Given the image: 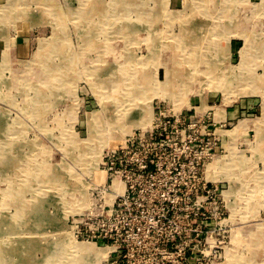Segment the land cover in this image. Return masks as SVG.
Returning a JSON list of instances; mask_svg holds the SVG:
<instances>
[{
    "label": "rangeland",
    "instance_id": "rangeland-1",
    "mask_svg": "<svg viewBox=\"0 0 264 264\" xmlns=\"http://www.w3.org/2000/svg\"><path fill=\"white\" fill-rule=\"evenodd\" d=\"M121 1L129 16L109 28L99 11L111 0H0V264H68L58 253L71 239L105 249L77 238L72 219L108 210L116 195L104 157L150 127L158 104L218 111V127L238 109L219 129L225 149L202 170L221 177L201 215L203 263L264 264V0H134L154 21ZM234 150L240 161L229 165Z\"/></svg>",
    "mask_w": 264,
    "mask_h": 264
},
{
    "label": "built area",
    "instance_id": "built-area-1",
    "mask_svg": "<svg viewBox=\"0 0 264 264\" xmlns=\"http://www.w3.org/2000/svg\"><path fill=\"white\" fill-rule=\"evenodd\" d=\"M216 119L213 110L189 116L158 104L150 127L107 151L103 163L124 192L111 189L108 210L73 218L75 236L107 249L104 264H204L201 215L206 200L214 196L215 205L219 196L202 170L225 149L219 129L229 126Z\"/></svg>",
    "mask_w": 264,
    "mask_h": 264
},
{
    "label": "bare ground",
    "instance_id": "bare-ground-1",
    "mask_svg": "<svg viewBox=\"0 0 264 264\" xmlns=\"http://www.w3.org/2000/svg\"><path fill=\"white\" fill-rule=\"evenodd\" d=\"M154 1V0H153ZM164 1V0H163ZM161 2V1H160ZM6 3H8V2H6ZM121 3H122V1L121 0H111V3L110 4H108L107 6L108 7H106V12L107 13H105L104 11H102V9H100V13L99 14H101L100 15V18L101 17H104L105 15L107 16L106 18H107V20L109 21V23H102L101 22V25H104V26H106V24H108L107 26L110 28V27H114V23H110V22H112V21H118V19L119 18H123V12H125L126 11V13L124 14V16H126V17H128L129 16V9H127V10H122V5H121ZM125 4H126V1L124 2ZM127 3H128V6H133L134 8V13H137V11L138 12H142V13H144V15H143V17H145V18H151V19H153V21H154V19H155V17L156 16H151L149 13H148V11L149 10H146V9H148L149 8V5H146V3L145 4H142L143 3V1L142 2H135L134 0H131L130 2L129 1H127ZM141 3V4H140ZM159 3V2H158ZM164 3V2H163ZM13 4V3H12ZM15 5V4H14ZM46 5V4H45ZM18 6H19V4H18ZM256 6H257V4H256ZM255 6V7H256ZM10 7V6H9ZM25 7V6H24ZM14 8V7H13ZM156 8V7H155ZM1 9V8H0ZM53 9V8H52ZM152 9V8H151ZM4 10V9H3ZM3 10L1 11V12H3ZM10 10V9H9ZM17 10V9H16ZM49 10H50V8H49ZM48 10V11H49ZM15 11V10H14ZM13 11V12H14ZM55 11V10H54ZM27 12V11H26ZM103 14V15H102ZM159 15H161V12H160V14ZM178 16H172V19L170 20L171 22H172V24H174V22H175V20L177 19V18H180L181 17V14H177ZM6 16V15H5ZM9 16V15H8ZM3 18V17H2ZM173 20V21H172ZM145 21V20H144ZM1 22H3V21H1ZM143 22V21H142ZM185 22V21H184ZM176 23V22H175ZM8 24V23H7ZM17 24H18V22H17ZM112 24V25H111ZM126 23H123V24H119V25H125ZM130 24L131 23H127V25L130 27ZM171 24V25H172ZM118 25V26H119ZM102 27V26H101ZM100 27V28H101ZM21 28V27H20ZM19 28V29H20ZM103 28V27H102ZM124 28V27H123ZM19 31V30H18ZM21 31V30H20ZM112 31H113V28H112ZM247 35V34H246ZM136 36V35H135ZM182 36V35H181ZM248 36V35H247ZM184 38V37H183ZM49 39V38H48ZM110 36L105 40V44H109L110 45V42H111V40L112 39H110ZM178 39V38H177ZM185 39V38H184ZM183 39V40H184ZM247 39H249V38H247ZM47 40V39H46ZM50 40V39H49ZM109 40V41H108ZM150 41H151V39H150ZM199 41H201V39H199ZM43 42V41H42ZM48 42V41H47ZM46 42V43H47ZM155 42V41H154ZM179 42H181V43H183V41H182V39H181V41H179ZM198 42V41H197ZM149 43V42H148ZM150 43H152V42H150ZM180 43V44H181ZM153 44V43H152ZM155 44V43H154ZM150 45V44H149ZM162 46H165V45H162V43H161V45H153L152 46V48H153V50H155V52H153L155 55L159 52H157V50L156 49H160V48H162ZM194 46H195V44H194ZM44 47V46H43ZM245 47V46H244ZM40 47L38 46V49H39ZM106 48V47H105ZM167 48V47H166ZM170 48V47H169ZM248 48V47H247ZM41 49V48H40ZM43 49V48H42ZM48 49H49V47H48ZM98 49H101V47H99ZM107 49H109V46L106 48V49H104V50H107ZM42 51V50H41ZM43 52V51H42ZM48 52V51H47ZM47 52H45L46 54H47ZM193 52V51H192ZM197 52V51H196ZM196 52H193V53H196ZM243 52H245V51H243ZM44 53V52H43ZM42 53V54H43ZM44 53V54H45ZM6 54V53H5ZM246 54V53H245ZM40 56V55H39ZM44 56V55H43ZM244 57V56H243ZM5 58V57H4ZM7 58V57H6ZM43 58V57H42ZM44 59V58H43ZM248 59V58H247ZM42 61V60H41ZM185 61V60H184ZM183 61V62H184ZM243 61V60H242ZM186 62V61H185ZM245 62V61H244ZM69 63H71V62H69ZM94 63H95V61H94ZM146 63V62H145ZM68 64V63H67ZM69 65V64H68ZM167 65V64H166ZM245 65V64H244ZM28 66V65H27ZM70 66V65H69ZM32 67V66H31ZM70 67H72V66H70ZM165 67V66H164ZM53 68V67H52ZM61 68V67H60ZM66 68V67H65ZM58 69V68H57ZM50 70V69H49ZM63 70V69H62ZM47 71V70H46ZM71 71H73V70H71ZM170 71V70H169ZM29 72V71H28ZM67 72V71H66ZM172 72V71H171ZM69 72H67L66 73V76L67 77H69V74H68ZM49 74H51V78H52V80L53 79H57V78H59V76H57V75H59V74H57V70H55L54 68L53 69H51L50 71H49ZM62 74V73H61ZM13 75H15V74H13ZM47 75V74H46ZM50 76V75H49ZM15 77V76H14ZM48 77V76H47ZM64 77V76H63ZM38 78L40 79V77L38 76ZM62 78V77H61ZM153 78V77H152ZM20 79H22V78H20ZM48 79V78H47ZM63 79V78H62ZM61 79V80H62ZM155 79V78H154ZM154 79H152V80H154ZM51 80V81H52ZM61 80H59V81H61ZM169 80V79H168ZM27 81V80H26ZM32 81V80H31ZM42 81V80H41ZM48 81V80H47ZM155 81V80H154ZM164 81V80H163ZM172 81V80H171ZM22 82V81H21ZM30 82V81H29ZM34 82V81H33ZM45 83V82H44ZM213 83V82H212ZM31 84V83H30ZM153 84V83H152ZM155 84H156V82H155ZM219 84V83H218ZM163 85V84H162ZM221 85V84H220ZM46 86V85H45ZM208 86V85H207ZM219 86V85H218ZM224 86V85H223ZM50 87V86H49ZM58 87H59V85H58ZM164 87H165V85H164ZM26 88V87H25ZM48 88V87H47ZM221 88V87H220ZM219 88V89H220ZM223 88V87H222ZM58 89V88H57ZM71 89V88H70ZM69 89V90H70ZM226 89V88H225ZM224 89V90H225ZM168 90V89H167ZM166 90V91H167ZM226 91V90H225ZM177 92V91H176ZM45 94V93H44ZM166 94V93H165ZM170 94V93H169ZM46 95V94H45ZM159 95H160V93H159ZM158 96V95H157ZM161 96V95H160ZM44 97V96H43ZM44 99V98H43ZM38 101V100H37ZM40 103V102H39ZM38 104V103H37ZM134 105V104H133ZM122 109V108H121ZM120 109V110H121ZM72 110V109H71ZM111 110V109H110ZM151 110H152V107H151V105L149 104L148 105V107L147 108H145L144 110H142L141 109V113H140V121H139V125H142L143 127H147L148 125V123H149V121L151 120V118H152V112H151ZM118 111H119V108H118ZM115 113V112H114ZM77 112H76V116H77ZM113 114V113H112ZM121 114V113H120ZM119 114V115H120ZM125 114H126V111L122 114L123 115V117L125 116ZM71 115V114H70ZM97 115V114H96ZM101 117V116H100ZM99 117V118H100ZM122 117V116H121ZM120 118V117H119ZM6 119V118H5ZM101 119V118H100ZM110 120V119H109ZM119 120V119H118ZM89 121V120H88ZM113 121H115V120H113ZM7 126V125H6ZM64 126V125H63ZM71 127V126H70ZM122 127H124V126H122ZM12 128V127H11ZM14 128H16V127H14ZM70 129V128H69ZM67 130V129H66ZM110 130V129H109ZM100 131V130H99ZM125 131V130H124ZM12 133V132H11ZM96 133V132H95ZM94 133V134H95ZM130 134H131V131L129 132ZM233 133H236L235 131H233ZM69 134V133H68ZM109 135V134H108ZM111 135V134H110ZM123 135V134H122ZM68 136V135H67ZM106 136V135H105ZM75 138V137H74ZM95 138V137H94ZM100 138H101V136H100ZM90 140V139H89ZM92 140V139H91ZM94 141V140H93ZM104 141V140H103ZM89 142V141H88ZM121 143L120 144H123V145H125V143H124V141L122 140V141H120ZM14 145V144H13ZM118 144H116V145H114V146H112V150H115L116 149V146H117ZM7 146V145H6ZM92 146V145H91ZM102 147V146H101ZM95 148V147H94ZM97 148V147H96ZM101 149V148H100ZM11 150V149H10ZM102 150V149H101ZM7 153V152H6ZM95 154H96V152H94ZM94 154V155H95ZM85 155H86V153H85ZM93 154H92V156H94ZM97 155V154H96ZM95 155V156H96ZM231 156L229 157V165L230 164H232V163H235V162H238V161H240V155H239V153L237 152V151H232L231 152V154H230ZM80 156V155H79ZM86 156H88V155H86ZM4 157V156H3ZM11 157H12V155H11ZM77 158V157H76ZM86 158V157H85ZM94 159H95V157H94ZM84 160V159H83ZM242 160V159H241ZM244 160V159H243ZM2 161V160H1ZM85 161V160H84ZM91 161V160H90ZM95 161V160H94ZM99 161V160H98ZM78 162H79V160H78ZM93 162V161H92ZM3 163H4V161H3ZM88 163V162H87ZM6 165V164H5ZM95 165V164H94ZM0 166H2V165H0ZM91 168V167H90ZM217 167H213V166H210L209 168H208V172H207V177L206 178H208V180L209 181H212V182H214V181H217V180H219V178H221V177H218L217 175H218V172L217 173H215L213 170L214 169H216ZM220 174V173H219ZM112 188H113V192H117V193H123L124 192V189H125V185H124V183H122L120 180H118L117 178H115V179H113V182H112ZM231 191V190H230ZM229 191V192H230ZM231 193V192H230ZM232 194V193H231ZM116 194H114V196H115ZM228 195V194H227ZM44 196V195H43ZM229 196V195H228ZM42 197V196H41ZM42 200V199H41ZM40 202V201H39ZM38 202V203H39ZM43 204V203H42ZM39 207H41V206H39ZM43 207V206H42ZM43 209V208H42ZM71 210H74V213H76V212H81V206L80 207H76V205H74V207H72V209ZM26 214H27V212H26ZM29 214V213H28ZM29 216V215H28ZM20 217V216H19ZM24 218V217H23ZM9 232V231H8ZM8 242V241H7ZM83 242H78L77 240H75V239H71V241H70V243H67V247H66V249H64V251L63 252H61V253H58L61 257L62 256H65V255H68L69 257H68V264H71L72 262H74V264H82V262H84L85 263V261H89L90 260V263L91 264H104L105 262H104V258L106 257V255H107V249H103V250H101V249H99L98 251H97V249L96 248H94L93 249V246H91V245H87V244H85V243H83ZM88 243V242H87ZM12 245V244H11ZM3 246H4V244H3ZM25 246V245H24ZM8 247V246H7ZM6 247V248H7ZM61 250H63V248H60ZM15 250V249H14ZM12 252V251H11ZM9 254V257L12 255H10V253H8ZM14 254V253H13ZM230 254V253H229ZM58 255V256H59ZM6 257H8V256H6ZM11 258V257H10ZM51 258V257H50ZM85 258H86V260H85ZM92 258H94V261L92 262ZM50 260V259H49ZM52 260V259H51ZM228 261V260H227ZM13 262V261H12ZM61 262V261H60ZM59 262V263H60ZM230 263V262H229ZM228 263V264H229ZM6 264V263H5ZM221 264V263H220ZM223 264V263H222Z\"/></svg>",
    "mask_w": 264,
    "mask_h": 264
},
{
    "label": "crops",
    "instance_id": "crops-1",
    "mask_svg": "<svg viewBox=\"0 0 264 264\" xmlns=\"http://www.w3.org/2000/svg\"><path fill=\"white\" fill-rule=\"evenodd\" d=\"M225 113V112H224ZM236 113H238V109L236 110V109H234L233 111L231 110H229V111H227L226 113H225V116L223 117L227 122H230V120L231 119H234L235 118V115H236ZM218 111H216L215 112V118H217L218 117ZM224 120V121H225Z\"/></svg>",
    "mask_w": 264,
    "mask_h": 264
}]
</instances>
